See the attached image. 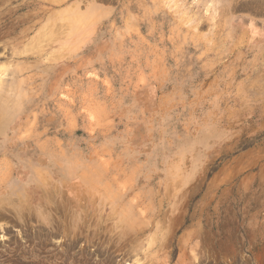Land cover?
<instances>
[{
	"label": "rangeland",
	"instance_id": "1",
	"mask_svg": "<svg viewBox=\"0 0 264 264\" xmlns=\"http://www.w3.org/2000/svg\"><path fill=\"white\" fill-rule=\"evenodd\" d=\"M1 6L64 30L0 97V264H264V0Z\"/></svg>",
	"mask_w": 264,
	"mask_h": 264
},
{
	"label": "bare ground",
	"instance_id": "2",
	"mask_svg": "<svg viewBox=\"0 0 264 264\" xmlns=\"http://www.w3.org/2000/svg\"><path fill=\"white\" fill-rule=\"evenodd\" d=\"M38 4H40V2H38ZM2 7L3 6L0 7V35L4 33L7 36L15 35V37L12 38V41L15 42L17 47L13 46L11 48L12 52H10V56L7 57L6 63L0 64V97L4 96L11 90V86L15 84L16 80H18L19 76L26 69V63H28L30 59L36 58L39 61L40 59L44 58V52L46 48L53 43V40L56 37H58V34L61 33L60 30H64V27L62 28V26L56 24V22L53 21V19L57 17V13L52 14V23H49V25H47L43 23L42 19L40 20L42 13H44L43 8H34L33 12H31L29 15H26L22 14L21 12L19 13L20 10L24 9V6H21L20 9H18L17 7H14V9L10 8L11 10L9 11L5 10V8L3 9ZM71 19L72 17H70L69 23L67 25L69 29H72L73 27ZM34 20L38 21L34 22ZM28 22H32L33 24L28 27H24ZM31 31L37 32L34 36L31 37L29 36ZM10 76L12 77V79L8 80L7 77ZM1 113L2 110L0 109V119ZM25 188H27V186H18L11 188V185H0V211L1 209H4L5 207L8 208L9 205L13 204H18L22 207L25 203L23 201ZM15 196L19 197L14 198ZM16 200L18 202L14 203Z\"/></svg>",
	"mask_w": 264,
	"mask_h": 264
}]
</instances>
